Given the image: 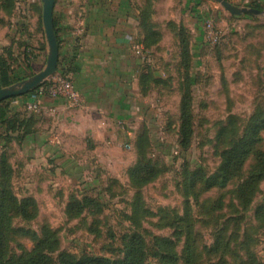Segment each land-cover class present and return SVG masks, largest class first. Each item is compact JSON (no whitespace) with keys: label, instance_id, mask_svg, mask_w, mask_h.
Instances as JSON below:
<instances>
[{"label":"rangeland","instance_id":"rangeland-1","mask_svg":"<svg viewBox=\"0 0 264 264\" xmlns=\"http://www.w3.org/2000/svg\"><path fill=\"white\" fill-rule=\"evenodd\" d=\"M227 15L220 10L218 17L209 18L204 25L206 32L210 23L221 39L214 43L206 37L208 40L193 69L198 83L192 86L191 148L185 151L180 145V100L176 90L169 91L167 87L160 91L156 111L147 117L153 142L149 152L160 168V175L142 188L140 195L152 214L136 215L134 208L138 190L132 187L128 174L129 166L136 160L134 146L129 148L118 142L116 146L84 149L81 141L73 138L63 148L82 154L83 163L57 165L63 174H47L46 169L42 171L39 167L40 161L36 167L27 165L26 172L23 158L22 166L18 156L12 158L17 162L11 180L15 193L19 198L33 196L38 203V216L34 220L15 217L10 221L11 230L30 232L29 236L20 235L14 237V242L9 241L13 254L30 252L35 245L33 239L44 232L55 243L52 254L55 260L61 252H67L77 258L104 257L113 262L124 259L128 243L133 235L139 234L144 239L149 263L168 264L160 258L164 249L162 239L169 238L177 242L175 264H185L186 237L179 236L177 227L182 223L178 216L186 213L194 223L196 264H264V177L247 208L237 197L244 178L233 179L224 189L205 192L199 203L189 196L198 169L206 176L214 174L220 167L221 153L235 138L243 136L254 113L264 112V13L255 18ZM44 67L45 63L35 61L32 75ZM46 96L41 98L42 103ZM228 124L234 131L224 141L218 140L219 129ZM144 127L138 124L134 138ZM262 136L260 148L264 149V132ZM96 155L105 162L95 163ZM51 157L49 154V161ZM185 159L190 163L187 170ZM254 163L253 157L246 162L242 177ZM183 183L185 189H180ZM73 195H92L97 199L87 202L84 212L75 217L68 212ZM217 199H222L220 207L215 204ZM163 207H170L172 212L163 211ZM212 247L220 248L214 251Z\"/></svg>","mask_w":264,"mask_h":264},{"label":"crops","instance_id":"crops-1","mask_svg":"<svg viewBox=\"0 0 264 264\" xmlns=\"http://www.w3.org/2000/svg\"><path fill=\"white\" fill-rule=\"evenodd\" d=\"M229 1L240 6L264 5V0ZM218 3L217 0H56L54 17L61 41L59 60L73 58L75 88L83 105L70 109L61 99L46 96L43 105L54 107L57 112L46 111L38 115L36 132L24 141L12 142V154L19 157L18 163L23 158L28 172L27 165L36 167L40 161L39 167L42 171L46 169L47 174H63V169L59 172L57 165L83 163L82 154L79 156L63 148L73 138L81 141L84 149L116 146L118 142L132 148L138 124L149 127L147 117L156 111L155 102L161 98L160 91L165 90L151 81L150 90L145 94L141 88L142 75L153 72L157 79L172 77L173 86L168 90H176L180 100L177 69L181 62V47L174 25L182 23L187 28L195 67L208 40L204 26L207 20L218 17L220 10L228 16L229 12L222 5L221 9ZM149 6L152 31L159 32L161 38L149 45L152 57L146 64L136 47L143 48L150 33L144 27L142 16ZM260 11L264 13V10ZM229 14L232 17L251 15ZM8 50L19 60V64L14 65L17 68L15 74L25 78L31 76L27 77L35 61L46 65L48 44L42 0H16L11 14L0 2V54ZM30 100L18 97L11 101L12 113L23 114L24 104ZM2 146L0 142V151ZM49 154L53 156L51 161ZM93 161L97 164L105 162L98 155Z\"/></svg>","mask_w":264,"mask_h":264},{"label":"trees","instance_id":"trees-1","mask_svg":"<svg viewBox=\"0 0 264 264\" xmlns=\"http://www.w3.org/2000/svg\"><path fill=\"white\" fill-rule=\"evenodd\" d=\"M3 9L11 14L14 10L16 0H0ZM252 6L259 10H264V5L252 4ZM150 6L143 10V23L145 29L150 32L148 37L144 40V47L141 52L145 59L146 64L150 63L152 53L149 51V45L153 42L156 43L160 40L161 34L157 31H152V24L150 21ZM255 18L253 15H244V17ZM241 17V16H234ZM42 24V14H41ZM56 35L60 48V38L58 35L57 19L54 17ZM260 26V25H258ZM178 31L177 35L180 38V56L181 62H179L178 74V89L180 91V104H179V141L180 145L185 151L191 148L192 136L194 133L193 126V89L192 86L198 83L197 76L193 72L191 53L190 34L187 28L181 23L180 25H174ZM28 54V52H26ZM19 60L13 56V52L10 50L4 54H0V89L7 87L17 80L25 78L26 76L21 74H15L17 68L14 65H18ZM76 67L73 58L60 59L58 63L57 73L66 74L68 72H75ZM33 71V70H32ZM31 74L27 75L30 76ZM154 81L158 86L164 88L172 87V77L168 79L154 78L153 72L144 73L141 77V88L145 94H148L150 90V82ZM46 82L44 85H47ZM170 85V86H169ZM37 90H34L28 94L20 96V98L27 99L35 96ZM13 97L2 101L0 103V142L3 145L0 151V264H152L149 263L146 257L144 239L141 235L135 234L131 238L126 247V254L123 260L111 261L104 257H81L77 258L73 254L67 252H61L55 260L52 254L55 252V243L51 241L47 234L42 232L41 235L36 236L33 240L35 245L30 252L15 255L11 252L9 241L14 242L16 236H29L30 232L25 229L11 230L9 228L10 221L15 217H20L25 220H34L38 216V203L35 197L29 196L25 198H19L15 193L11 180L16 173V166L13 164V154L11 144L13 141L21 142L26 137L36 132L35 125L39 122L38 115H42L43 112L31 111L27 108V102L24 104V113L20 112L12 113L10 106L11 101L17 99ZM32 113L29 115L28 113ZM234 119V116L231 117ZM234 131L228 125H223L217 134L218 140L224 141L230 131ZM243 136H239L233 140L229 147L221 153L222 161L219 169L209 176L204 175L201 172L202 169H198V172L193 175V182L191 184L192 193H188L194 201L199 203L201 196L213 189H224L233 179L244 178L237 190V197L243 204L244 208H247L252 201L253 196L256 193L260 180L264 177V149L260 148L261 141L263 139L262 133L264 132V112L259 111L254 113L249 119L246 128L243 131ZM151 131L148 128H144L143 131L137 134L134 140V147L136 151V160L129 166L128 174L130 182L133 188L137 189V195L134 208L137 212L136 215L152 214V212L144 206V201L140 195V190L147 185L158 180L160 175V168L156 166V162L150 155V147L153 144L151 137ZM253 157L255 163L248 171L245 177L243 176V168L246 162ZM186 168L188 169L190 163L185 159ZM22 166V163H19ZM187 187V180H186ZM184 188V183L180 185V189ZM72 203H70L68 212L71 216L78 217L86 209V203H93L96 196L92 195H73ZM99 198L101 195L99 194ZM190 201L187 202V205ZM215 204L220 207L222 205V199H217ZM215 205V206H216ZM163 211L172 212L170 207H163ZM134 214V213H133ZM135 215H131L133 218ZM178 216V215H177ZM138 218V217H136ZM135 219V217L133 218ZM187 219V220H186ZM178 221L182 222L177 227V233L179 236L185 235L186 247H185V264L197 263V251L195 249V229L194 223H192V217L185 213V216H178ZM187 221V223H185ZM164 244L162 258L167 261L168 264H175L178 261V256L175 251V241L169 238L162 239ZM219 245V241L217 242ZM22 246V245H21ZM220 247H212L211 250H217ZM163 264V261H162ZM261 264V263H255Z\"/></svg>","mask_w":264,"mask_h":264},{"label":"water","instance_id":"water-1","mask_svg":"<svg viewBox=\"0 0 264 264\" xmlns=\"http://www.w3.org/2000/svg\"><path fill=\"white\" fill-rule=\"evenodd\" d=\"M232 15H261L262 11L249 6L236 5L229 0H217ZM43 3V25L48 44V57L46 65L40 72L0 89V103L13 97L28 94L44 84L52 77L58 68L59 44L56 35L54 9L56 0H42Z\"/></svg>","mask_w":264,"mask_h":264},{"label":"built area","instance_id":"built-area-1","mask_svg":"<svg viewBox=\"0 0 264 264\" xmlns=\"http://www.w3.org/2000/svg\"><path fill=\"white\" fill-rule=\"evenodd\" d=\"M208 30L206 31V37L216 43L221 39V34L219 31H215L211 24L208 23ZM142 47H136V52L143 54L141 52ZM75 73L68 72L66 74L55 73L46 82L47 85L42 84L38 89L35 97L27 102V108L35 112H46L50 111L56 113L57 110L54 107H46L42 103V97L44 95H49L55 99H61L67 108H78L83 105L82 98L75 88Z\"/></svg>","mask_w":264,"mask_h":264}]
</instances>
